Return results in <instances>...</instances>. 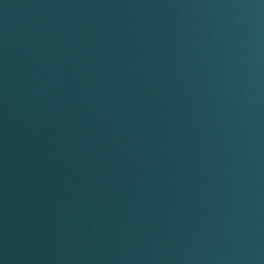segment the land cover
I'll list each match as a JSON object with an SVG mask.
<instances>
[{"label":"water","instance_id":"water-1","mask_svg":"<svg viewBox=\"0 0 264 264\" xmlns=\"http://www.w3.org/2000/svg\"><path fill=\"white\" fill-rule=\"evenodd\" d=\"M0 264H264V0H0Z\"/></svg>","mask_w":264,"mask_h":264}]
</instances>
